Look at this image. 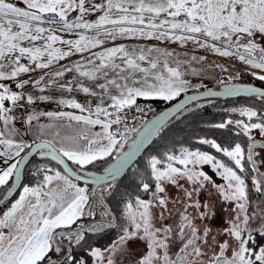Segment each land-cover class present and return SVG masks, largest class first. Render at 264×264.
<instances>
[{"label":"snow or ice","instance_id":"6c2138e0","mask_svg":"<svg viewBox=\"0 0 264 264\" xmlns=\"http://www.w3.org/2000/svg\"><path fill=\"white\" fill-rule=\"evenodd\" d=\"M140 40L158 44L117 43ZM165 43L234 58L264 86V0H0V189L12 197L0 209V264H264V110L234 107L246 119L211 125L244 146L197 139L220 157L182 146L136 160L198 98L142 119L138 98L176 100L206 59ZM219 83L223 93L204 95L264 101L262 87ZM74 91L96 104L54 94ZM133 108L141 127L127 119ZM42 117L50 123H34ZM29 156L41 162L22 184ZM98 162L103 174L88 167Z\"/></svg>","mask_w":264,"mask_h":264},{"label":"trees","instance_id":"16d2710c","mask_svg":"<svg viewBox=\"0 0 264 264\" xmlns=\"http://www.w3.org/2000/svg\"><path fill=\"white\" fill-rule=\"evenodd\" d=\"M240 82L251 84L258 82L250 79L248 75H244L241 77ZM153 105L156 107L154 112L144 118L146 121L157 112H159L162 108L167 105L162 106L158 101H151ZM170 104V103H169ZM259 103L253 101L246 100H237V102L228 101L226 104H222V102L213 103L207 107H199L189 113H187L184 117L176 120L168 127L164 129L162 133L155 139L153 144L146 150V152L140 157H147L151 154H156L157 152L163 153L165 151L171 150L177 152L182 146L189 147L190 149L200 148L202 151H209L214 155L220 157V154L215 153L214 149H210L207 145H199L196 141L198 138H209L215 139L218 143H221L223 146H229V143L239 142L242 143V146L246 144V141L242 136L237 137L235 135V129H215L211 127L212 124L219 123L225 121L227 118H233L234 116L230 114V109L232 108H240V107H252L255 110H264L262 107H258ZM136 121V127H141L138 119ZM131 124L132 121H129ZM227 160V158H223ZM112 159L109 158V162ZM41 162L40 159H33L31 163L28 164L24 171V181L23 183H34L35 178L32 177L31 172L34 169V166ZM102 165V166H101ZM108 164L103 162H98L95 167L88 166L90 170H101L106 167ZM136 163L132 167H136ZM131 167V168H132ZM128 178H131L132 172L131 169L126 173ZM121 179H124L123 177ZM125 184L130 182V179L124 180ZM5 189H0V196L3 194Z\"/></svg>","mask_w":264,"mask_h":264},{"label":"rangeland","instance_id":"374dc122","mask_svg":"<svg viewBox=\"0 0 264 264\" xmlns=\"http://www.w3.org/2000/svg\"><path fill=\"white\" fill-rule=\"evenodd\" d=\"M95 17H90V19H94ZM64 38H74V37H64ZM117 43H124L126 44L129 48L132 47H137V46H151L153 44H158V42L156 41H145V40H140V41H117ZM106 46H112L111 44L106 45ZM159 47H161L162 49L167 48L170 51H175L177 53L181 54V58L186 59L187 57L184 56V52L187 50L188 55H197V56H205L206 59L204 61H202L201 63H194L192 65V67L196 70V74H187L185 76V79H187L188 81H190V87L188 88V91L186 93H182L181 96L187 94V93H192V92H198V91H203L206 89H210L216 85H219V81L221 79H223L225 81V83H229V80L231 79V83H238L241 80V77L244 75H248L250 79H253L254 81L258 82V83H262L258 80H255L254 77L251 75L252 71L250 68H248L247 66L243 65L242 63H240L238 60L234 59V58H221L218 56H215L205 50H200L197 52H192V45L189 44L187 46V49H182L179 47L178 44H171V43H165V44H160L158 45ZM73 61L75 60H79L80 57L79 56H74L71 58ZM69 61H62L60 62V64H56L55 67L52 69V71H54L57 68H60L61 64H69ZM223 69H227V71H224ZM182 71H186V69H182ZM39 73H33V76H38ZM237 77H239V79H237ZM27 78V77H24ZM67 79H71V75L69 74L67 77ZM14 88V85H13ZM51 91V90H50ZM55 95L59 96V95H63L66 98H73L76 99L78 102L84 104L86 102V100H90L91 103L93 105L96 104V100L91 98V97H85L83 93H79L74 91L71 94H67V93H59L56 92L54 93ZM180 96V97H181ZM179 97H177L178 99ZM151 101L153 100H148L145 101L142 98H138L137 103L139 104V106L141 108L144 109L145 115H143L142 119L146 118L147 116L151 115L154 110L156 109V107L153 105V103H151ZM158 101V103H160L162 106L167 105L173 101ZM38 110H58L57 106L55 104H51V105H40ZM59 110H64V111H72L75 112L76 114H79L77 110H73V109H59ZM135 118L138 119V121H141V114L137 113L135 111V109L133 108V110L130 112V114L128 115L127 119L128 121H133V119ZM34 123H39V124H47L50 123V121L47 120V118L42 117L41 120L39 122H34ZM67 123V122H65ZM17 126L19 127L20 125L17 124ZM96 130H99L98 128ZM134 135V134H133ZM25 139L27 140V142L31 143L32 142V135H28L25 137ZM176 154H179V150L176 152ZM112 159V158H111ZM210 174H212L215 179L220 182L223 183V181L220 180L219 177H216L214 173H211L210 169H207ZM94 172H100L102 171V169L100 170H91ZM23 184H29V183H23ZM204 197H202L203 199ZM12 199V198H11ZM9 203V200L4 204L3 209H6L7 205ZM224 207L223 205H217V214L218 217H220V219L214 220L213 224L215 225L216 228H220V227H224L226 226L224 224V220L227 219V213L221 211V208ZM2 209V208H0Z\"/></svg>","mask_w":264,"mask_h":264},{"label":"water","instance_id":"95a60500","mask_svg":"<svg viewBox=\"0 0 264 264\" xmlns=\"http://www.w3.org/2000/svg\"><path fill=\"white\" fill-rule=\"evenodd\" d=\"M227 84H229V83H225V85H227ZM232 84H238V85H240V86H242V87H246V86H254V87H258V86L252 85V84H241V83H232ZM223 89H224V85H221L219 88H217V89H211V90H212V91H216V92H218V93H223ZM208 90H209V89H206V90H203V91H198V92L187 93V94H185V95L179 97V98L176 99L175 101L171 102L170 104H168V105L165 106L164 108H162L159 112H157L155 115H153L152 117H150V118H149L148 120H146V121H149V122L152 121L153 119H155L156 117H158L161 113L168 111L169 109L173 108L177 103H180V102L184 101L188 96H193V95H194V96H196V97H198V98H197L196 100H193V101L189 102V103L186 105V109H185V111L179 114L180 118L184 117L187 113H189V112H191V111H193V110L199 108V107L201 106L202 101H204V100H206V99H210V98H215V99H238V98H246L245 96H225V95H223V94L218 95V96H215V97H208V96H205V95H204V93L207 92ZM262 90H264V89H262ZM180 118H179V119H180ZM176 120H178V119H176L175 117L170 118V120L167 122V126H166V127H168L170 124H172V123L175 122ZM166 127H165V128H166ZM133 138H135V134L133 135ZM156 138H157V137H154V138H153V142L155 141ZM130 142H131V141H130ZM153 142H152V144H153ZM152 144L148 145L147 148H145L144 150H142L141 153H140V155L136 158V160H139L140 157L146 152V150H147ZM125 150H127V147L125 148ZM32 158H33L32 156H29V160H32ZM37 158H39V157L37 156ZM39 159H40V158H39ZM110 163H114V160H112ZM134 164H135V161L133 162V164H132L131 166H129L128 169H126V173L131 169V167H132ZM27 166H28V164L25 165L24 169L22 170V176H21V181H20V183H23V180H24V171H25V169H26ZM107 166H108V165H107ZM107 166H106V167H107ZM93 172H94V171H93ZM95 173H97V174H103V169H102V171H100V172H95ZM126 173H125V174H126ZM121 178H122V177H121ZM18 190H19V189H18ZM7 196H8L7 191H5L4 195L0 198V206H2V205L4 204V202L10 198V197H8V198L6 199L5 197H7Z\"/></svg>","mask_w":264,"mask_h":264},{"label":"flooded vegetation","instance_id":"af4514ba","mask_svg":"<svg viewBox=\"0 0 264 264\" xmlns=\"http://www.w3.org/2000/svg\"><path fill=\"white\" fill-rule=\"evenodd\" d=\"M238 83H241V84H246V83H242V82H238ZM252 85H255V86H258V87H262V89H264V86H262V83H259V84H256V83H251ZM221 86V84H219V85H216V86H214V87H212V88H210V89H217V88H219ZM237 100H246V101H253V102H256V103H259L258 105V107H262V108H264V101H262L261 99H259V98H255V97H246V98H238V99H215V98H210V99H206V100H204V101H202V103H201V105L203 106V107H207V106H209V105H211V104H213V103H216V102H222V104H226V102H228V101H231V102H237ZM201 107V106H200ZM230 114L231 115H233L234 117L233 118H227V119H233V120H236V119H246V118H242V117H240L239 116V114L238 113H231L230 112ZM226 119V120H227ZM225 120V121H226ZM236 131V130H235ZM253 135H256V138H257V140H260L261 139V137H259V135L256 133V132H254L253 133ZM243 137V136H242ZM244 138V140L246 141L247 140V138L246 137H243ZM257 151H261L260 149H257ZM37 158V157H36ZM37 159H39V158H37ZM259 159V158H258ZM32 160H33V158H32ZM31 160V161H32ZM261 170L262 171H264V164H262L261 165ZM24 181V180H23ZM10 183H12V181H10ZM23 184V183H22ZM249 186L251 187V183H250V181H249ZM5 191H6V189H5ZM5 191L3 192V194L0 196V198L4 195V193H5ZM19 191V190H18ZM251 195H252V201H253V203H255V201H256V197H257V194L253 191L252 193H251ZM12 197H10L8 200H10ZM8 200H6L5 202H4V204L8 201ZM4 204L2 205V206H0V208H2L3 209V206H4Z\"/></svg>","mask_w":264,"mask_h":264}]
</instances>
